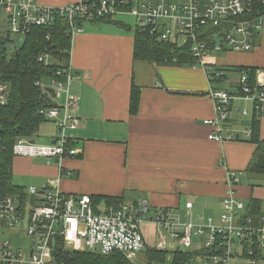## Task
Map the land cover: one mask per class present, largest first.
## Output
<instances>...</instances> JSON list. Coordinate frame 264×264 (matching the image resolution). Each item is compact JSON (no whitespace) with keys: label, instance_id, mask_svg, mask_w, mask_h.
<instances>
[{"label":"built area","instance_id":"1","mask_svg":"<svg viewBox=\"0 0 264 264\" xmlns=\"http://www.w3.org/2000/svg\"><path fill=\"white\" fill-rule=\"evenodd\" d=\"M122 13L134 15L137 24L149 29L158 41L188 49L195 60L190 66L205 70L216 112L214 118L205 120L212 128L210 140L224 142L238 138L232 114L236 101L251 104V109L236 108L242 116L251 117L254 110L264 114L261 72L255 83L246 72L232 81L230 74L235 72L226 71L214 60L215 54L249 52L257 47L264 28V12L254 0H79L66 6L43 5L37 0H0V48L5 40L26 36L34 26H50L58 14L70 21L73 35L85 29L86 22L80 25L77 22L80 19ZM50 59L49 53L39 57L46 63ZM177 62L174 57L173 63ZM226 75L225 82L234 86L232 92L220 85ZM80 78L69 65L65 73L58 71L47 83L36 81L45 90L53 88L55 97L62 101L60 107L41 111L55 122L58 133L52 144L19 139L14 147L16 156L62 161L80 154L72 134L80 122V96L72 92V83ZM8 91V84L0 82L1 104L7 102ZM243 132L247 137L251 135L249 127L243 128ZM227 180L229 188L218 217L204 214L194 217L192 201L185 204V217L170 208L154 207L144 197L118 205L95 203L90 195L64 192L55 181L29 187L37 202L31 198L23 203L17 196L0 195V236L6 232L10 236L0 239V264H61L55 262L53 251L62 250L63 245L96 252L100 246L102 253L119 251L132 262H138L139 255L146 256L149 248L161 251L183 248L206 252L197 255L196 264H230L234 259L264 264V212L256 217L238 195L236 186L241 177L237 172H228ZM145 225L153 228L152 245L145 235ZM25 236L31 239L30 247L14 241Z\"/></svg>","mask_w":264,"mask_h":264},{"label":"crops","instance_id":"2","mask_svg":"<svg viewBox=\"0 0 264 264\" xmlns=\"http://www.w3.org/2000/svg\"><path fill=\"white\" fill-rule=\"evenodd\" d=\"M37 1L66 6L79 0ZM90 25L72 35L69 51V65L81 76L72 83V92L80 96V122L72 132L80 154L55 162L19 157L14 173L28 177V186L55 181L66 193L123 196L125 202L144 197L154 207L170 208L182 217L186 202L192 201L194 217H218L229 188L228 172H237L241 177L238 195L247 204L252 198L260 200L264 212V177H253L252 187L244 172L255 145L243 132L251 117L242 116L236 108L249 103L236 101L232 109L237 139L210 140L212 128L205 120L216 112L202 67L135 60L137 22L132 25L114 16L110 22ZM260 54H264V28L255 50L215 54L214 60L219 66H258L261 72ZM133 82L141 88L135 115L130 112ZM46 131L50 136H45L54 137L53 128ZM243 176L248 179L246 185ZM144 232L152 245L153 228L145 225Z\"/></svg>","mask_w":264,"mask_h":264},{"label":"trees","instance_id":"3","mask_svg":"<svg viewBox=\"0 0 264 264\" xmlns=\"http://www.w3.org/2000/svg\"><path fill=\"white\" fill-rule=\"evenodd\" d=\"M259 9L264 12V0H254ZM113 16L84 18L79 24L85 22L97 23L110 22ZM127 25V24H126ZM70 21L63 15H56L55 22L50 26H34L26 36H18L23 42L8 39L1 43L0 48V82L9 86L7 102L0 103V195L17 196L23 203L32 198L29 193L30 186H22L14 182V147L21 138L35 140L40 137L42 128L46 123L55 122L46 113L53 107H60L62 101L54 93L36 85V81L44 82L56 77L58 71L65 73L70 61L71 43ZM16 45H15V44ZM258 43V42H257ZM49 53V63L40 61L39 57ZM135 60L147 61L153 65L174 64L173 58L177 57L179 65H191L195 62L189 50L179 48L170 42L158 41L149 29L144 30L137 24L135 29L134 52ZM226 71L249 74L251 82H256V77L261 70L258 66L249 65H224ZM226 76L220 81L225 83ZM216 79H213L215 81ZM48 82V81H47ZM48 89V88H47ZM234 89V88H233ZM233 91L232 89H228ZM141 100V88L132 83L130 94V112L138 113ZM44 111L41 113V111ZM256 110L253 111L250 122L245 125L251 129V135L246 139L255 145L254 152L244 172L250 178L251 186L255 187L253 177H264V138L261 136V117ZM55 137L52 142H55ZM75 146V143H74ZM95 203L106 202L109 204L125 203L123 196L90 195ZM36 198V197H33ZM32 200L34 202L35 199ZM250 212L256 217L263 212L261 202L252 198L248 204ZM63 244V242H62ZM54 250L55 262L61 264H139L132 262L125 254L115 251L110 254L98 253L93 250H74L64 248ZM206 253L201 250L178 249L176 251H161L149 248L146 252V264H189L198 254ZM195 263V260L193 261Z\"/></svg>","mask_w":264,"mask_h":264},{"label":"rangeland","instance_id":"4","mask_svg":"<svg viewBox=\"0 0 264 264\" xmlns=\"http://www.w3.org/2000/svg\"><path fill=\"white\" fill-rule=\"evenodd\" d=\"M115 16H117L119 19H122V20H124V21H127V22H129L130 24H135V22H136V18L134 17V15H132V14H130V13H122V14H117V15H115ZM91 23L90 22H86L85 23V26L87 27V28H89L91 25H90ZM15 38V40H16V38L17 39H19L18 38V36H15L14 37ZM23 39V38H22ZM22 39H19L18 40V43L16 42V44L18 45H20L22 42H23V40ZM15 44V43H14ZM15 44V45H16ZM257 48V47H256ZM256 48H254L253 50H255ZM252 50V51H253ZM249 52H251V51H249ZM261 55L262 54H260V62H262V61H264V54L262 55V58H263V60H262V58H261ZM226 58H228V57H226ZM228 60V59H227ZM261 75H262V77H264V69H262V71H261ZM230 78H238V74H236V73H231L230 74ZM45 83H47V80H45ZM232 83V82H231ZM231 83H227V82H221L220 83V85H221V87L222 88H225V89H233V85L231 84ZM242 108H247V107H251V105H250V103L249 104H243L242 106H241ZM48 125H50V126H48ZM49 127V128H48ZM48 128V129H47ZM52 129L53 128V130H54V132H55V134H53L54 136L55 135H57V131L55 130V125H53V123H46L45 124V126L42 128V132L43 133H40V137H37L35 140L37 141V143H39V144H52L51 142H52V138L51 137H48V136H50L49 135V133L46 131V130H49V129ZM56 128H57V126H56ZM45 133V134H44ZM45 135H48V136H45ZM23 158H25V157H23ZM54 159V158H53ZM53 159H47V158H45L44 160H45V162H47V161H49V160H53ZM20 161V159H19V157H16V159H15V165H17L18 164V162ZM51 162H55V160H53V161H51ZM29 178L28 177H26V176H24L23 174H21V173H19V172H15L14 173V182L15 183H19V184H24V185H27L28 186V183H29ZM242 182L246 185V184H248V179H247V177H244L243 176V178H242ZM263 185H264V183H263ZM35 186V185H34ZM37 187V186H36ZM198 202H199V204L201 203V199L200 200H198ZM209 203H211L210 201H209ZM9 239L10 238V236H9V234L6 232L5 234H3V235H1L0 236V239ZM14 241L15 242H17L18 244H22V245H24L25 246V248L26 247H30L31 246V239L29 238V237H27V236H25V237H22V238H15L14 239ZM16 247V246H15ZM144 257H146L145 256V254H143V255H139L136 259H137V261H138V263L139 262H144V263H146V258H144ZM230 264H249V262H248V260L247 259H234V260H232L231 262H230Z\"/></svg>","mask_w":264,"mask_h":264},{"label":"water","instance_id":"5","mask_svg":"<svg viewBox=\"0 0 264 264\" xmlns=\"http://www.w3.org/2000/svg\"><path fill=\"white\" fill-rule=\"evenodd\" d=\"M48 90L54 93V89H53V88H48ZM54 95H55V94H54ZM32 142H34V140H32ZM59 249H61V248H59ZM97 252H98V253H102V249H101L100 246L97 248Z\"/></svg>","mask_w":264,"mask_h":264}]
</instances>
